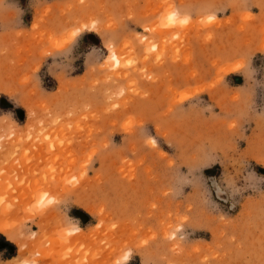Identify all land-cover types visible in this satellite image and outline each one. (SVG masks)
<instances>
[{
  "label": "rangeland",
  "instance_id": "374dc122",
  "mask_svg": "<svg viewBox=\"0 0 264 264\" xmlns=\"http://www.w3.org/2000/svg\"><path fill=\"white\" fill-rule=\"evenodd\" d=\"M0 217V264H264V0H0Z\"/></svg>",
  "mask_w": 264,
  "mask_h": 264
},
{
  "label": "bare ground",
  "instance_id": "6f19581e",
  "mask_svg": "<svg viewBox=\"0 0 264 264\" xmlns=\"http://www.w3.org/2000/svg\"><path fill=\"white\" fill-rule=\"evenodd\" d=\"M6 215V214H5ZM5 215H3V216H5ZM2 216V215H1ZM2 219V217H0V233H5L7 230H8V222H7V224L5 223L6 222V220L4 221V222H2L3 220H1Z\"/></svg>",
  "mask_w": 264,
  "mask_h": 264
},
{
  "label": "trees",
  "instance_id": "16d2710c",
  "mask_svg": "<svg viewBox=\"0 0 264 264\" xmlns=\"http://www.w3.org/2000/svg\"><path fill=\"white\" fill-rule=\"evenodd\" d=\"M9 244L3 240V237L0 235V251L3 249H8Z\"/></svg>",
  "mask_w": 264,
  "mask_h": 264
},
{
  "label": "water",
  "instance_id": "95a60500",
  "mask_svg": "<svg viewBox=\"0 0 264 264\" xmlns=\"http://www.w3.org/2000/svg\"><path fill=\"white\" fill-rule=\"evenodd\" d=\"M79 217H81V215L78 214Z\"/></svg>",
  "mask_w": 264,
  "mask_h": 264
}]
</instances>
